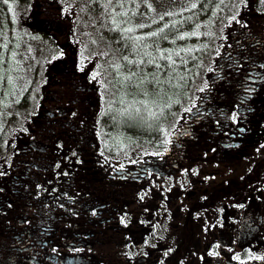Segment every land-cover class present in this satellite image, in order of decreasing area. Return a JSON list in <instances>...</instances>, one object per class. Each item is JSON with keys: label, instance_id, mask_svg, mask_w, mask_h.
<instances>
[{"label": "flooded vegetation", "instance_id": "obj_1", "mask_svg": "<svg viewBox=\"0 0 264 264\" xmlns=\"http://www.w3.org/2000/svg\"><path fill=\"white\" fill-rule=\"evenodd\" d=\"M241 13L158 152L107 144L101 57L66 38L1 139V264H264V0Z\"/></svg>", "mask_w": 264, "mask_h": 264}, {"label": "rangeland", "instance_id": "obj_2", "mask_svg": "<svg viewBox=\"0 0 264 264\" xmlns=\"http://www.w3.org/2000/svg\"><path fill=\"white\" fill-rule=\"evenodd\" d=\"M63 1L66 2L64 9H58L59 3L50 8L55 11L54 6H56L55 17L48 11L28 8L27 5H30L28 0H0L2 120L17 121L13 108L22 103L24 106L26 98L30 101L33 96L41 93L44 85L52 81L49 78L47 83V68L50 71L47 61L63 45L68 52L70 51L66 38L73 33L78 41L82 42L83 49L86 45L88 55L94 58H98V55L101 57L98 66L103 71V119L105 116L103 130L107 144L116 146V152L133 148L134 151L143 153L146 150L158 152L171 140L168 137L171 136V131L181 115L194 103L198 93L203 91V86L207 85V78L213 72L212 63L223 47L224 40L220 41L219 50V39L221 37L225 39L228 34L235 32L234 23L240 18L243 4V0H215L219 3L214 8L215 11L204 16L202 12L206 7L208 8L206 2L210 3L214 0H207L204 3V0ZM192 3L197 5L195 9H191ZM237 3L238 11L229 10L230 17L225 16L228 9L236 7ZM42 9L47 10V5ZM243 13L246 12L242 11V19H244ZM224 16L228 18L225 20ZM120 18L127 20L120 23ZM52 21L58 24L57 31L49 26ZM141 24L145 27L140 28ZM165 25L168 27L165 28ZM129 27L133 28V31L125 32L124 29ZM161 28H164L163 33L158 36L150 35L152 32H159ZM181 35L185 36L183 40L178 39ZM139 36L148 38L136 41L135 37ZM178 43L180 45L176 46ZM145 45L149 47L145 49ZM128 46H132L133 54L127 52ZM179 49L184 50L180 51L183 57L186 53L196 51L198 56L194 59L193 68L190 70H186L185 61L183 64L177 63L179 58L175 52ZM145 51L151 53V56L143 55ZM161 52L164 53V59L160 58ZM169 52L173 53L174 65L167 60ZM71 57L73 56L68 59ZM124 57H128V60ZM153 57L155 63L161 65L160 69L155 67V63H148L149 58ZM129 60L133 63H129ZM141 60L144 63L138 65L137 62ZM70 61L72 62V59ZM116 65H119L118 69ZM53 72V69L49 72L50 77ZM154 73L158 75L160 81L165 82L157 84L153 77ZM130 75L131 80H125V77ZM121 81L126 84H121ZM134 81H138L139 85H134ZM38 90L40 92L37 93ZM141 101L146 102V105L140 103ZM138 106L142 108L140 111L148 119L151 117L149 111L157 113V116L164 119L162 125L157 127L159 130L156 135L148 136L143 132L140 137H136L126 131L114 136L115 134L109 131L107 126L111 111L118 113L123 110L135 111ZM132 137L137 140L131 141Z\"/></svg>", "mask_w": 264, "mask_h": 264}, {"label": "trees", "instance_id": "obj_3", "mask_svg": "<svg viewBox=\"0 0 264 264\" xmlns=\"http://www.w3.org/2000/svg\"><path fill=\"white\" fill-rule=\"evenodd\" d=\"M206 1L207 0H204L203 3L206 2ZM216 2L217 1H215V0L211 1L210 3L206 2V4L208 5V8L206 7L205 11H203L202 14H204V16H205L206 14L208 15L211 12L213 13L215 11L214 8H216V5H219V3H216ZM242 2L244 3L245 1L243 0ZM237 7L239 8V4L238 3L236 4V7L233 6V7H231V9H228V11L226 12L225 16L228 15V17H230L229 16L230 15L229 10H231V12H236L237 9H238ZM225 16L223 18H225V20H226L228 17H225ZM126 20H124L123 18H120L119 22L120 23L121 22L124 23V21H126ZM107 25H109V24L107 23ZM110 26H111V23H110ZM115 26H116V24H115ZM179 45L180 44L178 43L176 46H179ZM126 50H127L128 53L133 54L132 53V51H133L132 46H128ZM178 51L180 52V49ZM143 55H144V53H143ZM197 56L198 55H196V51H193L192 53H186L184 57H183V55H181V52H180V54L178 56L179 61H177V63L181 62L183 64L184 61H185L186 70L187 69L190 70L191 68H193L192 64L194 63V59H196ZM149 59H152V58H149ZM176 74H178V71H177ZM121 84L125 85L126 83L124 81H121ZM134 85H139L138 81H134ZM38 92H39V90L37 91V93ZM37 100H38V95L33 96L30 101H29L28 98H26L25 99L26 102H25L24 106H23V103H22V105L17 106V107L15 106L13 108V113L18 118L17 121H14L12 119V120H10L8 122L7 121L5 122V121L2 120V118L0 116V133H1V135H0V152H1V146L5 147V143L1 144V139L3 137L5 138V136H9L10 137L12 135V129L14 127L20 126L21 122L23 121L25 116L29 115V113H31L33 110H35ZM138 107H139L140 110H142V108H140V106H138ZM123 108L124 107H122V109ZM111 112H112L111 116H108L109 125L107 124V126H108V130L111 131L113 134H115L114 136H117L119 133H124L126 131L132 133L136 137H140V134H143V132H146V134L148 136H152L153 134L156 135L157 130H159L157 127L159 125H162V123L164 122V119L160 118L159 116H157V117H159V119L157 117L156 118L150 117L148 119L145 114H142V111H140L139 113H137V112H135L133 110H129V111H124L123 110L121 113H118L116 111L115 112L111 111ZM149 134H151V135H149ZM147 135H145V136L148 137ZM204 137L207 138V136H204ZM114 139L116 140V137H114ZM133 140H137V139L132 137L131 141H133ZM193 149H194V147H193ZM198 152H200V154H201L202 151L198 150ZM198 203H201V202H198ZM193 206H191L192 207L191 209H193ZM189 211L190 210H187V212L185 213V221H187V217H189V216H190L191 220L195 217V214H194L195 212L193 214H190ZM4 251H5V249L2 250L0 248V264L2 263L1 255H2V252H4Z\"/></svg>", "mask_w": 264, "mask_h": 264}, {"label": "snow or ice", "instance_id": "obj_4", "mask_svg": "<svg viewBox=\"0 0 264 264\" xmlns=\"http://www.w3.org/2000/svg\"><path fill=\"white\" fill-rule=\"evenodd\" d=\"M190 7H191V9H195V8L197 7V5H196L195 3H192ZM168 15H172V13H168ZM161 18H163V17H161ZM233 18H235V17H233ZM117 26H118V25H117ZM139 27H140V28H143V27H145V25L141 24V25H139ZM164 27L166 28V27H168V26L165 25ZM124 31H125V32H128V33H131V32L133 31V28H131V27L126 28V29H124ZM163 32H164V28H161V29L159 30V32H152L150 35H151V36H158L160 33H163ZM193 34H194V33H193ZM185 35H192V34H185ZM147 38H148L147 36H139V37H135L136 41H142V40H145V39H147ZM184 38H185L184 35H181V36L178 37V39H181V40H183ZM144 47H145V49H146V48L149 47V46H148V45H145ZM157 47H158V46H157ZM180 51H184V50L181 49ZM179 54H180L179 51L175 52V55L179 56ZM144 55L151 56V53L145 51V52H144ZM172 56H173V53H172V52H169L168 55H167V60H168L171 64L174 65L175 62L172 60ZM160 58H161V59H164V58H165L163 52L160 53ZM124 59H125V60H128V57H124ZM128 62H129V63H133V61H130V60H129ZM142 63H144L143 60L137 62L138 65H139V64H142ZM148 63H149V64H153V63H155V58L153 57L152 59L148 60ZM116 67H117V69H118V68H119V65H116ZM155 67H156L157 69H160V68H161V65H160L159 63H155ZM132 75H136V73H132ZM153 77H154L155 82H156L157 84H160V83H164V82H165V81H160L158 75L155 74V73L153 74ZM131 78H132V76L130 75V76L125 77V80H131ZM143 82H144V81L142 80L141 83H143ZM137 86H138V85H137ZM145 95H147V92H145ZM121 102H123V101H121ZM140 103H144V104L146 105V102H144V101H141ZM146 110H147V106H146ZM135 111H136L137 113H139V112H140V109L137 108ZM149 115H150L151 117H153V118H156V117H157V113H155V112H151V111H149Z\"/></svg>", "mask_w": 264, "mask_h": 264}]
</instances>
